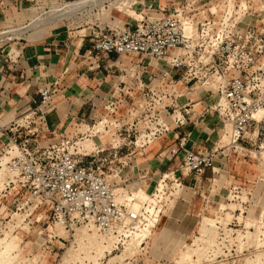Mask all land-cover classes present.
Instances as JSON below:
<instances>
[{"label": "rangeland", "instance_id": "374dc122", "mask_svg": "<svg viewBox=\"0 0 264 264\" xmlns=\"http://www.w3.org/2000/svg\"><path fill=\"white\" fill-rule=\"evenodd\" d=\"M239 6L248 7L249 15H264V0H0V67L11 82L7 90L16 95L19 85L13 82L28 79L39 98L30 109L0 111V264H264V131L259 137L250 131L253 140L245 138L241 149L211 111L219 119L209 149L217 150L215 168L202 177L178 171L181 183L176 182L170 174L176 169L155 167L148 149L176 131L185 106L197 104L200 114L211 103L201 82L190 81L169 58L114 55L112 61L131 69L129 77L106 76L70 106L81 86L69 87L63 76L68 67L95 61L89 52L84 55L99 29L185 7L193 42L201 15L219 17ZM37 45L48 50L40 54ZM50 59L54 69L27 70L21 77V68ZM46 87L54 90L53 99L41 106ZM2 97L3 106L10 105ZM161 119L173 130L154 140ZM36 136L42 145L72 139L79 155H93L85 161L98 159L118 201L128 205V225L120 235L56 224L51 204L11 173L8 162L19 153L17 144L29 139L33 147Z\"/></svg>", "mask_w": 264, "mask_h": 264}, {"label": "built area", "instance_id": "2783aa9c", "mask_svg": "<svg viewBox=\"0 0 264 264\" xmlns=\"http://www.w3.org/2000/svg\"><path fill=\"white\" fill-rule=\"evenodd\" d=\"M184 12L185 7L178 12L144 14L122 27L94 31L89 54L98 63L123 54L169 58L173 68L185 71L190 81L196 79L211 92L208 110L218 114L225 128L229 126L231 143L245 149L240 142L253 140L248 137L250 131H257L256 137L264 131V15H249L246 6H239L238 11L229 9L219 17L201 15L192 42L193 33L187 34L184 25L192 19ZM254 18L259 24L252 22ZM53 93L50 87L40 91L41 106L51 103ZM193 107L185 106L179 112L174 129L186 124ZM157 125L154 140L173 130L163 119ZM32 140L33 147L29 139L16 143L19 153L9 160L8 168L24 187L51 204L56 224L61 223L65 229L85 225L101 234L120 235L128 225V205L118 201L98 159L85 161V156L93 155H79L75 151L77 143L69 138L48 145L38 142L37 136ZM188 140L189 134L179 133L170 149L173 156L183 153L182 163L170 173L180 183L178 171L202 177L215 168L217 160V150L194 151L188 148Z\"/></svg>", "mask_w": 264, "mask_h": 264}, {"label": "crops", "instance_id": "0c3cea01", "mask_svg": "<svg viewBox=\"0 0 264 264\" xmlns=\"http://www.w3.org/2000/svg\"><path fill=\"white\" fill-rule=\"evenodd\" d=\"M21 3H23V1H21ZM91 48H92V44L90 46V49L85 48V50L86 49L87 50L84 56H88L87 53L89 52V50H91ZM46 49L48 50V48L43 47L42 45L36 46V52L40 54H43ZM40 56L43 57V55H40ZM111 56H114V55H111ZM107 63H109V66L107 65ZM38 64H40V66ZM2 66L3 67H0V91L1 89H3L2 93L6 92V94L1 95L0 103L3 102L2 100L4 97L2 96H5V98L8 97L6 99H10L9 101L10 105H8L7 107H4L3 104L6 102L5 101L4 103H2V105L0 104V111L2 110L7 111L9 109H12V111L14 110L17 111L23 107L25 109H30L31 106L35 105L37 103V100H39V98L35 96V93L37 92V90H34L33 81H29L28 79L21 80V82H19L20 80L14 81L13 83L15 84L17 83L19 86L16 90L17 92L16 95L13 94V96H11L10 90L9 91L7 90V85L11 84V82L5 80V76L2 75L4 71L6 72L4 68L5 66L4 65ZM26 66L29 67V65H26ZM31 66L33 67H30L29 69L28 68L26 69V67L21 68L22 78L25 76V72H27V70L29 71L33 70V72L35 71L41 72V70L44 71L45 69H47L46 71H50V69L52 70L55 68L56 62H55V59H52V60L50 59L45 62L44 61L41 62L39 60L38 62H36V64H31ZM67 69H68L67 70L68 73L64 74L63 72V76L66 81H69V87H71L73 83H78L81 86L78 88L79 91L78 90L74 91L76 94L74 93L73 97L70 98L73 100L70 106L75 105V102H74L75 99L79 100V99H82L81 98L82 96H86L84 91H87L89 93L91 92L87 88L88 85H92L93 83L94 85L95 84L97 85L99 84L98 82H102V80L106 76H112V74H114L113 77L117 76V77L127 78L129 77L130 70H131V69L124 67L123 64H121L120 59L118 61H112L111 57L110 59H104L100 61L99 63L96 58H95V61L89 62L86 60L84 61V65H76L73 68L68 67ZM73 71H77V73H73ZM106 72L108 73L107 75H106ZM116 72H119L120 75H116ZM48 75H50V73ZM74 78L76 82L75 80H73ZM122 82L123 81H121V83ZM65 91H67L69 94L73 93L70 89L64 90V93ZM95 91L97 92V90ZM78 96L79 97L81 96V97L78 98ZM196 106L197 104H194V107L191 108L192 109L191 114H193V117L191 118L188 117L190 118L189 120H191L190 123H186L181 128L176 129V131H174L173 133H170V135H167L166 137L160 139L159 141H157V143L149 147L148 152L150 153L149 155L150 162L151 164L155 165V167L160 166L163 169L170 170V169H176L182 163L183 153H180L176 156H173L170 154V149L173 146H175L179 133L189 134V140H188L187 146L188 148L193 149L194 151L205 152V151H209V149L213 147L214 137H215L214 133L216 131V125H217V123H215V120L219 122V119H215V117H213L214 114H212L211 111L208 110V105H206L204 111L200 114L196 112ZM69 115H71L70 109L69 111L66 112L65 117L69 118ZM202 116L204 118L200 120V117Z\"/></svg>", "mask_w": 264, "mask_h": 264}, {"label": "bare ground", "instance_id": "6f19581e", "mask_svg": "<svg viewBox=\"0 0 264 264\" xmlns=\"http://www.w3.org/2000/svg\"><path fill=\"white\" fill-rule=\"evenodd\" d=\"M184 25H185V31H186L187 34H190V33L193 32V30H192L193 26H192L191 22L186 21ZM99 128H100V127H98V129H99ZM99 130H100V129H99ZM99 130H96V132L99 131ZM253 132H254V131H253ZM87 145H88V144H87ZM115 191H116V189H115ZM205 228H206V226H205ZM206 229H208V228H206ZM206 229H205V230H206ZM203 230H204V227H203Z\"/></svg>", "mask_w": 264, "mask_h": 264}]
</instances>
